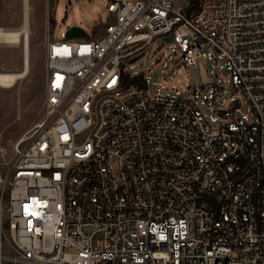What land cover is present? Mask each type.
Returning <instances> with one entry per match:
<instances>
[{
	"label": "built area",
	"instance_id": "obj_1",
	"mask_svg": "<svg viewBox=\"0 0 264 264\" xmlns=\"http://www.w3.org/2000/svg\"><path fill=\"white\" fill-rule=\"evenodd\" d=\"M103 1V38L48 39L43 118L0 149V264H264V0ZM158 39L226 73L151 87Z\"/></svg>",
	"mask_w": 264,
	"mask_h": 264
},
{
	"label": "rangeland",
	"instance_id": "obj_2",
	"mask_svg": "<svg viewBox=\"0 0 264 264\" xmlns=\"http://www.w3.org/2000/svg\"><path fill=\"white\" fill-rule=\"evenodd\" d=\"M29 6V70L13 88L0 87V149L10 156L14 143L44 114L46 87V48L48 39L67 41L63 36L72 26L85 30L88 37L82 41L99 40L106 34L105 27L113 23L115 17L107 10L103 0H27ZM25 0H0V28L19 29L23 25ZM23 44L0 43V71L21 72L24 69ZM205 52H213L211 59L199 58L194 64L186 65L179 51H172L168 44L158 39L153 44L150 65L145 59L134 62L131 71L143 74L150 86H164L171 91L193 90L217 80L225 70H220L223 61L207 47ZM217 59V62H216ZM230 90L229 87H227ZM1 161V157H0Z\"/></svg>",
	"mask_w": 264,
	"mask_h": 264
},
{
	"label": "bare ground",
	"instance_id": "obj_3",
	"mask_svg": "<svg viewBox=\"0 0 264 264\" xmlns=\"http://www.w3.org/2000/svg\"><path fill=\"white\" fill-rule=\"evenodd\" d=\"M25 0L23 13V25L19 29L4 30L0 28V43L18 45L23 44L24 69L21 72H2L0 71V87L5 89L13 88L19 79H23L29 70V6Z\"/></svg>",
	"mask_w": 264,
	"mask_h": 264
},
{
	"label": "water",
	"instance_id": "obj_4",
	"mask_svg": "<svg viewBox=\"0 0 264 264\" xmlns=\"http://www.w3.org/2000/svg\"><path fill=\"white\" fill-rule=\"evenodd\" d=\"M87 33L85 30L81 27L78 26H72L70 27L67 32H66V37L69 39L72 38H81V37H87ZM164 40L166 41H171L172 40V35L165 37Z\"/></svg>",
	"mask_w": 264,
	"mask_h": 264
}]
</instances>
